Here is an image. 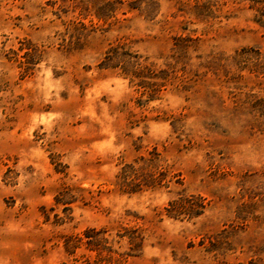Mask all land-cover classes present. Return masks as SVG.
Returning a JSON list of instances; mask_svg holds the SVG:
<instances>
[{"label": "rangeland", "instance_id": "rangeland-1", "mask_svg": "<svg viewBox=\"0 0 264 264\" xmlns=\"http://www.w3.org/2000/svg\"><path fill=\"white\" fill-rule=\"evenodd\" d=\"M0 264H264V0H0Z\"/></svg>", "mask_w": 264, "mask_h": 264}]
</instances>
